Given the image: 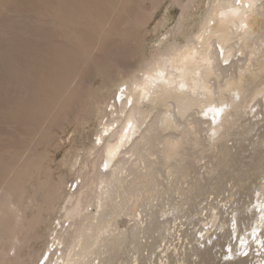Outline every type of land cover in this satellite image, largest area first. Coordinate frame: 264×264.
Segmentation results:
<instances>
[{
	"label": "bare ground",
	"instance_id": "obj_1",
	"mask_svg": "<svg viewBox=\"0 0 264 264\" xmlns=\"http://www.w3.org/2000/svg\"><path fill=\"white\" fill-rule=\"evenodd\" d=\"M6 1L8 2V0H0V6H5ZM131 1L61 0L64 4L61 3V7L59 3H56L49 7L44 6L45 8L31 9L32 13H35L32 16L34 15L33 17L36 19L39 16L43 18L49 15V20L53 24L52 34L55 36L52 40L59 41L61 38L62 41L63 38L65 39V41H62L63 45H59L53 50L42 48L43 54L51 50L53 59L47 60L45 64L41 65L39 72L36 71L35 66L33 67L31 73L33 95L36 93L44 95L40 104H34L33 110H31L33 115L36 112L46 113L49 107L54 108L58 104L64 106V103H68L69 100L75 101L74 93L77 85L74 84V81L77 83V80L73 81L74 78L71 79L70 77L69 80L72 81L70 82L67 78H64L65 76L62 77L64 75L62 71L69 70H64L67 67L76 68L80 61L82 64L85 63L82 61H87L84 60V58L86 59L85 53H90L87 51L98 50L105 46L103 41H105L108 30L111 32L118 24L123 27L132 21L128 18V16L131 17L130 12H128L126 19L121 17L124 22L119 23L120 20H116L119 13L116 12L117 6L121 2H127L128 5L125 6L129 7ZM212 1L203 18L198 24H195V31H193L195 25L191 26L189 24L190 16L185 17L189 14V8L183 6V17L179 20L176 29L169 31L167 36L158 42L149 57L146 56L147 54L145 55L147 58L133 56V51L129 48L124 50L125 46L121 50L128 51L129 49L132 58L130 53L129 56L125 55V52L123 54L115 53L116 49L113 50L115 55L106 54V58L107 56L110 57L105 59L107 62L103 67H107L109 71H111L110 68L117 71L115 81L113 77L112 82L108 84L109 88L110 86L116 87L121 93L119 98H122L119 104L116 105V111L112 112V115H118L117 119L107 125L101 132V140L105 143L102 149L103 160L101 162L102 164L105 162L104 164L109 168V172L103 173L101 170L99 177L95 176V178L92 175L91 179L88 180L87 178L88 181L85 184L82 181L83 188L81 186L82 189L71 199V205L66 209L65 216L72 220L73 223L72 226L70 224V227L71 231L74 228V232L70 233L72 236L69 235L70 240L67 243L64 242L66 245L63 251L61 250L63 254L59 257L62 260L60 264H93L94 259L99 260L98 264H110L116 260L120 251L126 245L130 244L136 249L141 247L142 234L153 233L156 230L166 231L161 226V215L171 214L174 210L176 212L177 210L180 211L189 201L194 202L207 191L221 188L227 177H241L244 179L250 172H257L264 168V141L254 140L257 135L264 138V125L259 130L261 132L254 136L253 133L256 131L258 123H253L250 126L242 125L243 120L253 112L254 106L251 103L260 97L264 98L263 88L258 93L254 92L255 83L264 78V40L261 44L263 49L262 47L257 48L253 43L251 44L252 40L254 42V39L259 37V34L264 35V0ZM55 6L58 7L55 8ZM126 7L121 10L124 14L128 9ZM138 19L139 17L136 20ZM142 20L140 23H145L146 19L143 20L144 22ZM137 23L139 22L137 21ZM180 38L183 39V42H180ZM74 42L78 45L72 46ZM103 48L105 49V47ZM79 49L82 51L83 57L85 54L84 58L79 55L81 53ZM245 49L249 54L247 62L251 64L249 66L245 65V69L238 68L237 64H232L231 68H228L226 63L231 60L233 63L237 59L235 57L245 52ZM100 50L103 54L102 49ZM145 50L147 49L145 48ZM136 53L138 52L136 51ZM88 56H92L94 60L99 57H96L97 53ZM79 57H81L80 61ZM103 58L104 56L101 57V59ZM98 59L100 60V58ZM235 62L238 61L235 60ZM81 67L83 66L81 65ZM44 71L49 72L52 76L50 80L46 76L44 77ZM73 73L68 75L70 76ZM36 74H38V80H35ZM73 75L71 76L73 77ZM81 75L83 74L81 73ZM80 78L83 82V78ZM107 81H105L104 86H106ZM40 82L44 85L41 90H39ZM86 85L84 86L86 87ZM48 86L52 87L51 93L47 91ZM104 86L101 88H105ZM79 87L81 88V86ZM83 92L85 94V91ZM91 92L89 91L88 96L86 95L83 98L85 99L84 106L88 100V103L91 102L93 106L96 105L97 102H92L95 101L94 98L96 97L91 98L95 95V92L93 96H91ZM263 98L258 101V105L262 106L264 104ZM89 104L86 106L87 108L85 107L88 110L82 108L83 113L91 110ZM90 112L88 113L90 114ZM83 113L81 111V116ZM191 116L192 120H188L189 117L191 119ZM82 117L86 118V113ZM203 117H207L209 120ZM185 118H187L186 123L188 124L184 123ZM81 122L83 121L81 120ZM116 124L120 126H116ZM181 126H184L185 129H183V134L180 137L163 135L169 130H179ZM206 126H208V129ZM231 140H235L239 148L236 145H230ZM246 143L249 145H246ZM216 144L220 147V154H214L208 166H204L206 168L205 174L209 175L211 182L203 183L204 178H197L196 181L189 182L188 188H184V180L188 179L198 168V159L209 157L208 153L214 149ZM242 149L248 151L249 154L245 155ZM134 155L138 156V163L130 164L132 161L130 160L131 156L135 157ZM154 155L157 156L156 160L152 159ZM30 160L32 161L31 158ZM96 162L98 161L96 160ZM96 162H93L94 167L98 166L97 164L100 161ZM87 163L89 162L87 161ZM128 168L129 173L133 176L130 181H127L124 177V173L128 171ZM7 174L2 176L4 178L0 183V209L7 207L15 222L20 223L25 218L21 209L25 200L23 184L31 174L28 176L26 170L19 173L13 171ZM160 175L175 178L173 180L177 183L175 191L179 192L180 199H175L168 204L170 209H166L164 206L159 213H153L151 225L146 229L136 225L125 231L117 230L115 227L117 218L125 213L129 214L128 216L134 215L133 208H135L137 202L150 205L152 198L161 197L158 191ZM97 183H99L98 188L101 190L95 204L96 212L89 213L88 208L90 205L89 207L85 205V201L87 202L88 198L86 196L90 193L87 194L86 192L90 189L95 192ZM59 185L61 184L57 183L54 185L55 187L51 186L52 190L57 188L56 194L61 189ZM242 188L246 189L247 187L242 186ZM263 191L261 193L264 197ZM164 193L170 194L172 190L167 189ZM50 194H47L45 200L49 196L51 197ZM256 206L260 212L258 214L260 216H257L256 221L254 220L256 222L255 231L257 232L264 228V199H259ZM211 218V223L214 225L218 219V213L213 214ZM6 219L7 216H0V239L5 235V232H8L5 227ZM211 223L206 225H211ZM70 227H67V229H70ZM66 234L67 232L64 234L61 231L57 239L65 240L66 236H64L65 238L62 236ZM19 240L16 234L13 235L12 233L8 245L5 244L6 247L0 249V258L4 261H13L15 258L17 261L20 256L18 254L19 243H21ZM192 252L189 259L182 260L184 264H194L192 257L201 259L202 262L206 260L207 263L208 259L206 258L211 251L206 247L204 249L194 247ZM55 255L54 252L50 255V258L48 257L47 264L52 263ZM231 255L234 256L233 251H231ZM237 263L248 264L247 260L242 258ZM227 264L233 263L231 261Z\"/></svg>",
	"mask_w": 264,
	"mask_h": 264
},
{
	"label": "rangeland",
	"instance_id": "obj_2",
	"mask_svg": "<svg viewBox=\"0 0 264 264\" xmlns=\"http://www.w3.org/2000/svg\"><path fill=\"white\" fill-rule=\"evenodd\" d=\"M105 1L112 2V0ZM212 2V0H191V2L190 0H176V3L175 0H132L129 7L125 6L128 5L127 2H121L116 8V12H119L116 20H120L119 23L124 22V19L129 14L128 12H130L129 15L131 17L128 16V18L132 19V21L123 26L124 28L121 24H118L111 32L108 30L105 41H103L105 45L103 47L106 50L102 47L98 49L99 51L97 49H95L96 51L92 50L93 52L87 51L88 53L90 52L89 54L97 53L96 57L99 56L98 58L101 61L95 58V60H99L96 62L87 53H85V59V54L83 57L82 51L79 49V52H81L79 55L88 61H82L85 62L83 65L80 61L81 57H79L80 62L76 68L81 72L76 68L71 69V67L64 69L65 71L69 69L66 71L67 73L62 71L64 74L62 77L65 76L64 78L68 80L70 77L71 79L74 78L73 81L77 80V83L74 81V84L77 85L74 93L75 101L69 100L68 103H64V106L63 104H58L54 108L49 107L46 113L41 114L36 112L34 115L31 113V110H33L34 104H40L44 95H38V93L33 95L31 85L33 67L35 66L36 71L39 72L41 65L45 64L47 60L53 59L52 51L50 50L48 53L43 54L42 48L53 50L59 45H63L62 41H65V39L63 38L62 41L61 38L59 41L52 40L55 36L52 34L53 24L49 20V15L43 18L39 16L36 19L33 17L35 13H32L31 9L38 7L39 9L41 7L45 8L44 6L49 7L56 3H59L61 7L62 2L61 0H8V2L4 3L5 6H0V183L4 178L2 176L13 171L19 173L26 170L28 176L31 174V176H27L28 178L25 179L27 181L23 184L25 200L21 209L25 215L24 220L16 223L7 207L0 209V216H7L5 227L9 232H5V235L0 239V247L3 244L0 249L8 245L12 233L13 235L16 234L21 242L19 243L20 248L18 252L20 256L17 261L15 258L13 261H4L0 258V264H13V262L14 264H47L48 257L50 258V255L54 252L56 255L52 259L51 264L62 263L59 257L63 254L61 250L63 251L66 245L64 242L67 243L70 240V233L74 232V228L71 231L70 227V224L72 226L73 223L71 222L72 220H69L65 216L66 209L71 205V199L91 179L92 175L93 177H99L101 170L103 173L109 172V168L104 164L105 162L103 164L101 162L103 160L102 149L105 145L104 141L101 140V132L107 125L117 119L118 115H112V112L116 111V105L119 104L122 98H119L121 93L116 87L110 86L109 88L108 84L112 82L113 77L115 81L117 71L113 68H110L111 71H109L107 67L108 70L103 67L107 62L105 59L115 55V53L123 54L125 52L124 54L129 56L131 51H133V56L149 57L153 53V48L158 45V42L163 40L169 31L176 29L179 20L183 17V6L189 8V14L184 16H190L188 21L192 26L198 24L203 18L208 6ZM57 7L55 6V8ZM123 7L128 8L125 14L121 11ZM32 14L34 15L32 16ZM136 17H139L140 21L139 19L136 20ZM142 18L146 19L145 23H140ZM143 20L142 22H144ZM195 30L196 25L193 31ZM260 35L262 36L263 34H259V37L255 38L259 42L255 39L254 42L253 40L251 42L257 48L262 47L261 44L264 40V35L262 37ZM180 42H183L182 38H180ZM69 44L71 45V43ZM75 45L78 44L74 42L72 46ZM123 48L124 50L129 48L131 51L129 49L128 51L121 50ZM100 49H102L105 55H103L104 53L101 54ZM115 49L118 50L116 51ZM113 50H115V53ZM246 51L245 49L244 54L240 53L239 56L235 57L237 59L232 58L238 62L234 60L232 63L231 60L229 63H226V66L231 68L232 64H237L238 68L245 69L247 65L251 64L247 62L249 54ZM100 54L101 57L104 56L103 59H101ZM106 54L110 56L106 58ZM73 69L75 70L72 71ZM69 73H73L74 75L70 74L69 76ZM45 76L49 80L52 78L49 72L46 73V71H44ZM80 77L83 78V82ZM38 79V74H36L35 80ZM69 81L72 82L71 80ZM105 81L108 82H106V86H104ZM83 83L84 85L87 84L86 87L89 88H86ZM40 85L39 90L44 86L42 82H40ZM102 85L105 88H101L103 87ZM254 87L255 93L262 91L264 89V78H261V81L259 79ZM51 88V86L47 87L49 93L52 92ZM83 91H85V94ZM89 91H92L91 96L95 92L96 96L91 97H96L94 98L95 101H92L93 103L97 102L94 106L89 102L92 104L90 106L89 100L86 101L87 104L84 106L85 99L83 98L86 95L88 96ZM262 98L260 97L251 103L254 106L253 112L243 120L242 124L243 126H250L253 123H258L253 136L259 134L261 132L259 130L264 125V104L262 106L258 105V101L262 100ZM88 104L89 109H91L89 110L91 111L90 114L88 113L89 111H84L83 113V109L88 110L86 109ZM114 104L115 106H113ZM80 108L83 109L81 110ZM93 109L95 110V114L92 111ZM81 111L83 115L86 113V118L82 117L83 115L81 116ZM189 118L188 120H192V116L191 119ZM204 119L209 120L207 117ZM184 121L185 124H188L186 123L187 118ZM210 124L212 123L210 122ZM117 125L120 126L119 124ZM184 126H181L179 130L166 131L163 135L180 137L183 134V129H185ZM206 128L208 129V126ZM256 139L259 142L264 141V138H260L258 135L254 138V140ZM229 144L232 146L236 145L239 148L235 140H231ZM216 145L208 153L209 157L198 159V168L188 179L184 180V188H188L189 182L196 181L197 178H204L203 183L211 182L209 175L205 174V167L208 166L214 154H220V147L218 144ZM246 145L249 144L246 143ZM247 149L245 148V150ZM243 153L245 155L249 154L248 151H243ZM97 158L100 159L98 160ZM152 159L156 160L157 156L154 155ZM96 160L100 162L98 163ZM130 160H132L130 164L138 163V156H131ZM94 161L98 163V166L94 167ZM86 166L88 167L86 168ZM127 166L129 167V164ZM127 170L124 173V177H126L127 181H130L133 179V176L129 173V168ZM87 171L89 172L87 173ZM245 177L244 179L241 177H227L221 188L207 191L194 202L189 201L180 211L177 210L176 212L174 210L172 211L174 213L161 215V226L166 231L156 230L153 233L142 234L141 247L136 249L134 246H130V244L126 245L122 248L116 260L110 264H184L182 260L189 259L194 247L201 249L206 247L212 252H209V256L207 255V263L205 262L206 260L202 262L201 259L192 257V260L195 262L194 264H227V262L231 261L233 264H238L237 262L240 258L246 259L248 264H264V228L257 232L255 231V221L257 216H260L258 215L260 212L256 205H258L259 199H264L261 193L264 190V168L257 172H250ZM173 178L167 175H160L158 191L161 197L152 198L150 205L143 203V206L141 202H137L135 208H133L134 215L128 216L129 214L125 213L117 218L115 223L117 230L125 231L136 225L146 229L151 225L153 213H159L164 206L166 209H170L168 204L175 199H180L179 192L175 191L177 183L173 182L175 180ZM57 183L61 184L59 185L61 189L59 188L58 194L55 193L57 188H54V191L51 188V186L55 187L54 185ZM98 186L99 183L95 187V192L93 189L86 192L87 194L90 193L87 195L88 197L86 196L88 198L87 202L85 201V205L88 207L90 205L88 208L89 213L96 212L95 204L101 190ZM242 186L247 188L243 189ZM167 189H171L172 193L165 194L164 192ZM50 193H54L55 195ZM47 194H50L51 197L49 196L45 200ZM154 195L156 194L154 193ZM217 213L218 219L212 225L211 217ZM208 223H211V225L207 226L206 224ZM67 227H70V229H67ZM61 231L64 234L67 232L66 235L62 236L63 238L66 236L65 240L62 239L63 241L59 238L57 239ZM231 251H233L234 256L231 255ZM92 263L98 264L99 260L94 259Z\"/></svg>",
	"mask_w": 264,
	"mask_h": 264
}]
</instances>
